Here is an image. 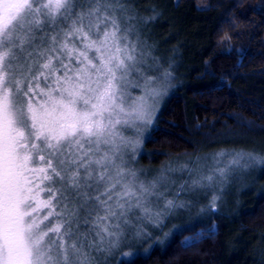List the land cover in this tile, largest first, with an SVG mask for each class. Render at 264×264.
I'll return each mask as SVG.
<instances>
[{
	"label": "snow or ice",
	"instance_id": "snow-or-ice-1",
	"mask_svg": "<svg viewBox=\"0 0 264 264\" xmlns=\"http://www.w3.org/2000/svg\"><path fill=\"white\" fill-rule=\"evenodd\" d=\"M147 19L135 0H0V264H108L188 207L182 194L226 181L244 158L189 168L178 185L132 166L164 94L158 82L171 78L157 74Z\"/></svg>",
	"mask_w": 264,
	"mask_h": 264
},
{
	"label": "trees",
	"instance_id": "trees-1",
	"mask_svg": "<svg viewBox=\"0 0 264 264\" xmlns=\"http://www.w3.org/2000/svg\"><path fill=\"white\" fill-rule=\"evenodd\" d=\"M135 6L148 18L144 38L156 57L173 61L176 76L139 164L152 172L221 149L264 157V0H135ZM245 165L243 182L225 185L215 213L206 207L191 220L184 213L129 246L135 264H264V164ZM200 230L203 239L182 245Z\"/></svg>",
	"mask_w": 264,
	"mask_h": 264
},
{
	"label": "rangeland",
	"instance_id": "rangeland-1",
	"mask_svg": "<svg viewBox=\"0 0 264 264\" xmlns=\"http://www.w3.org/2000/svg\"><path fill=\"white\" fill-rule=\"evenodd\" d=\"M154 55H155V53H154ZM171 61H172L171 59H169V60L167 59L165 61L159 59L160 68H159L157 74L162 73L165 69L172 71V65L171 64H174V63H172L173 61L172 62ZM175 78H176L175 74L171 72V78L169 80H167V81L161 80L158 82V86H161L163 88L164 94L162 96H160L156 101V110L153 113V115H154L153 123L143 127L140 134H139V144L137 146L136 153L134 154V156L132 158V166L135 169L141 171L142 174L148 179H151L152 177L158 176L162 172H164L167 174L170 181L175 180L177 185H178L179 183H182L184 181H189V183H190V177H189V173L187 171V169H189V168H199L200 171L204 172V174H207L210 169L224 168L226 165H228V163L232 159L233 155H235L237 153L244 154V158L240 160V163L238 165H232L227 170L226 181H220L219 177H217V181H214L210 187L197 188L195 191H191V192H187L185 194H182V196L185 195L186 197L191 198L190 200L195 199V202L192 203V201H189L190 204L188 207H186L184 209H180L177 212H175L172 216L168 217L164 221L163 225H166L168 222L175 220L177 217L182 216L184 213H185V216H184L185 220H191L192 218H197L198 216L205 214L207 212L206 207H208L210 205L211 201L213 200V197L217 198L216 201L220 199V197H221L220 193L222 192L223 188L225 187V185L227 183H231V181H232V184L233 183L235 184V182H237V183H239L238 185H240V183L243 182L244 177H245V175L243 174L244 172H242L245 169L244 164H246V165L249 164L252 166L255 164V161L248 159V155H246V153L240 152V151H230L228 149H221V150H217L214 153L204 154V155H200V156L199 155L198 156H187V157L184 156V157H182V162L175 160V162H173L174 164H167L163 168H160V169L155 170V171L152 170V172L150 171V169H147V168H145L139 164V163H141L140 160H141V156L143 154V148H144L145 142L150 135V131L155 126L157 119H158V115H159L162 107L165 105L166 100L168 99V97H169V95L173 89V86L175 85V83H174ZM128 135L135 136V133L132 131H129ZM221 153H223L224 155H219ZM169 169H171V171H169ZM173 191H175V186H173ZM182 196L180 197L181 200H183ZM199 197H201V198L207 197V198L205 201L202 199L204 202L201 201L199 203V200H201V198L199 199ZM201 209H203V211H201ZM218 209H219V205L216 204V210L212 211V213H215ZM208 210H210V209L208 208ZM162 226L158 227V228H149L148 231L151 233L150 236L151 235L153 236L157 230H161ZM172 231H173V229L170 232H172ZM200 232H201V230H200ZM167 234H170V233L168 232ZM150 236H148V237H150ZM148 237H145V238L139 239V240H134V241H131L130 243H126L118 251L113 253V255L109 258L108 264H117V262L120 261L123 253H130V252L134 251V249L132 247H129V246L138 245V244H140V242L142 240H144ZM189 237H192V236H189Z\"/></svg>",
	"mask_w": 264,
	"mask_h": 264
}]
</instances>
